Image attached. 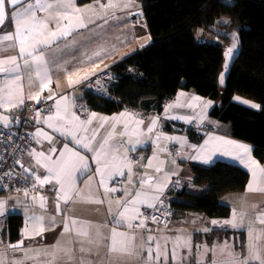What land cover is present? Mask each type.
I'll return each instance as SVG.
<instances>
[{
	"label": "crops",
	"instance_id": "1",
	"mask_svg": "<svg viewBox=\"0 0 264 264\" xmlns=\"http://www.w3.org/2000/svg\"><path fill=\"white\" fill-rule=\"evenodd\" d=\"M133 15L136 16V12ZM49 24L50 28L56 29L55 24ZM54 29L52 30L59 35L61 29ZM13 32L12 21L10 20L0 31V34H13ZM71 36L73 35H66L64 39L56 41L45 49L44 55L50 71V83L44 89L39 85L35 72L31 73V83H29V73L23 67V57L19 55L18 39L0 43V61H5V63L0 64V67H13L12 63L8 61L9 58L16 57V63L21 65L22 73L19 81L12 79L15 76L14 73H0V97L6 95L7 90L11 88L14 101L11 105L6 104L0 107V117H6V119H0V126L11 129L18 128L25 106L30 103H37L29 97L39 94L42 100L46 99L49 92L56 98V101H59L60 97H67L64 103H67L69 110L78 116L76 107L78 103L87 102L84 98L88 92L89 80L97 74L110 70L112 66L107 61L105 65L93 67L94 62L91 59L82 58L85 55L82 51L85 45L72 40ZM149 36H146L145 32L137 30L136 39L142 37V43L136 46L135 53L150 46L152 40ZM89 65L91 66L88 68ZM69 73L72 74L73 83L71 85L68 81ZM20 98L24 99L22 108L18 106ZM214 105L215 103L211 100L189 91L180 90L174 99L164 103L161 113H147L133 108H126L110 115L92 111L88 119L91 123L79 126L75 134L93 149L104 144L106 140L108 145H120L122 141L128 139L122 135L125 132V127L135 128L136 120L143 121L139 125L140 130L144 133L140 137V144L135 151L128 152L129 156L133 152L142 153L139 165L130 166V174L127 167L123 169L125 177L128 178L105 177V183L101 184L99 182L101 178L95 170L96 165L92 159L96 152H88L86 149L80 148L79 145L69 144V147H75L81 154L89 157L90 171L88 174L79 172L75 174V184L71 189H65V193L70 197L67 203L65 202V194L59 191L60 186L54 179L50 183L43 184L51 189L47 205H44L43 199L36 194L8 193L1 197L0 225L3 226V229L0 232V238L5 240L2 233L10 216L21 215L24 225L20 240L24 243L23 247H29L24 252L11 254L12 258L23 256L26 252L29 257H35L34 260H30L31 263L26 262L27 264H111V261H119V257L125 258L126 255L134 260L138 249L142 252V250L151 248L152 261L155 264L157 261L154 255L159 251L161 243H165L171 238L176 239L182 232H186L187 235L191 233L195 246L200 226L208 225V229L202 231V235L206 233V237H208L214 228L220 229L212 221L223 223L228 219L207 220V217L201 213H188L180 220H170L167 225L153 221L144 222L146 228L125 227L123 223L117 224L114 221L118 218L124 203L132 199L133 194L137 191L141 192L142 200L147 197L150 202L155 204L164 200L170 204L172 202H186V199L178 198L170 193L175 187L178 190L185 189L194 195L204 194L210 187L195 184L196 176L193 168L194 166L208 168L217 161L239 166L248 171L250 175L249 183L244 192L230 194L223 198V203L231 207L230 218L233 213H236L237 207L245 209L247 206L251 208L256 202H259L257 215L260 216L264 211V191H249L248 186L251 184L253 188L264 189V177H261L259 170L255 169L252 161L261 167L263 166L255 159L252 145L217 131L220 123L210 116ZM251 108L259 110L260 106ZM93 113L95 117L92 116ZM129 113L132 114V119L129 118ZM51 114L54 115V113ZM46 117L42 118L41 122L33 128L35 134L37 132L43 134L35 135L33 149L26 152L24 156L25 164L30 166L40 179H44L47 170L43 166L42 158L41 163L37 164L36 154L40 152L45 153V155L48 154L51 145L47 137H52V145H55L58 150L62 144L67 142L59 132L48 127ZM113 118L116 119L113 120ZM79 120L83 121L81 118ZM153 120L156 121V124L154 131L149 134L147 128ZM17 121L19 122L17 123ZM168 125L172 131L165 130ZM191 125H196L199 128L198 134L203 135L199 143L192 142L188 136H184L178 131L179 127ZM225 141L233 143L227 144ZM135 142L136 137L132 136V143L126 147L131 148ZM235 145H244L249 149V152L245 153L243 149H238ZM172 146H176L178 154H172ZM29 152L32 155H29ZM124 153L125 147H121L120 155L123 156ZM238 157H244V159L241 160ZM55 158L54 155L53 159ZM254 170L255 179L253 177ZM139 180L150 181V183H144L141 186L137 182ZM159 187H162L163 190L159 191ZM105 188H116L117 191H105ZM153 197H158V199H151ZM145 207L144 203L136 205L140 212ZM128 215L133 218L124 223H132L133 225L140 223V217H136L134 211L130 210ZM66 226L67 231L65 230ZM113 229L117 233H124L129 238L135 237L134 244H128L127 252H110ZM146 229L151 231H146ZM78 232L86 234H78ZM149 235L154 238L152 242L146 240ZM122 240L124 237H116L117 248L121 247ZM6 242L10 244L8 241ZM137 258L140 257L137 256ZM142 258V261L146 263V252ZM152 261L150 259V262ZM125 262L129 261L122 260V264H126ZM131 262L129 264H132Z\"/></svg>",
	"mask_w": 264,
	"mask_h": 264
},
{
	"label": "trees",
	"instance_id": "2",
	"mask_svg": "<svg viewBox=\"0 0 264 264\" xmlns=\"http://www.w3.org/2000/svg\"><path fill=\"white\" fill-rule=\"evenodd\" d=\"M93 1L78 0L81 5ZM138 1L152 40L150 46L110 68V99L87 92L85 101L105 115L126 108L161 113L164 103L180 90L195 93L215 103L210 116L220 123L217 131L252 145L255 159L264 167V0ZM224 20L229 23L224 24ZM231 33L237 34L238 43L226 67L223 88L219 78L225 70V51L232 44ZM237 96L258 104L260 109L236 102ZM165 130L172 128L168 125ZM188 137L199 143L203 135L189 132ZM193 171L195 184L210 189L194 195L173 188L170 193L186 202L170 204L172 219L180 220L188 213L229 219L232 210L223 198L246 190L248 171L222 161L208 168L194 166ZM7 194L0 193V198ZM23 225L21 215L10 216L3 238L10 244L17 243ZM237 233L213 229L207 238L228 239ZM241 233L244 239L245 233Z\"/></svg>",
	"mask_w": 264,
	"mask_h": 264
},
{
	"label": "snow or ice",
	"instance_id": "3",
	"mask_svg": "<svg viewBox=\"0 0 264 264\" xmlns=\"http://www.w3.org/2000/svg\"><path fill=\"white\" fill-rule=\"evenodd\" d=\"M8 5H11V12L9 13V19L12 21L14 32L13 34L3 33L0 34V43L4 41H15L18 39L19 43V55L23 57V67L29 73V83H31V73L35 72L38 77L39 85L42 89L47 88L50 83V71L48 68V62L45 58L44 52L45 49L50 47L56 41L64 39L66 35H71L73 31H76L75 28H71V21L68 19V11L71 8V4H63L61 3L60 7L63 8V11L59 13L57 17H53L51 15L50 10L54 8L52 3L43 2V0H34V2H29V0H0V27L3 26L5 21L6 13L8 12ZM101 8L115 7L114 3L110 2L107 4L98 5ZM48 11L49 16L47 18H41L37 16V12ZM65 21L69 26V30L67 33L61 31L59 35L56 31H52L48 25L49 23H53L57 26H60ZM224 24H228L229 21H222ZM81 25V27H87L82 21H77ZM217 23H220L219 21ZM227 35V34H226ZM232 44L225 51V57L228 60L232 59L233 52L237 46V34L231 33ZM199 37V33H198ZM219 43V41H216ZM16 57L9 58L10 63H12L13 67L11 68H3L0 67V73H9L15 74L12 77L13 80L19 81L21 80V65L16 63ZM5 63V61H0V64ZM227 67V65H225ZM59 68V66H58ZM79 71V70H77ZM68 81L71 85L72 74H68ZM223 82V76H221V83ZM29 99L35 100L37 104L41 103L40 95H32ZM46 100H53L55 103V107L49 106L47 111L49 113H54V115L50 114L46 117V122L48 123V127L52 128L55 132H59L61 136L67 141L66 143L61 145V148L58 150L55 145H52V137L48 136L47 139L50 143V148L48 150V154L40 152L37 153V164L41 163V158L43 160V166L47 170V175L44 179H40L39 176H36V179L39 180L40 184L43 185L45 183H50L53 179L60 186L59 191L65 194V202L67 203L69 196L65 193V189H71L75 184V174L77 172L81 174H88L90 171L89 165V157L87 155L81 154L75 147H69V144L79 145L80 148L86 149L88 152H96V155L92 157L96 165V172L100 176V183H105V177L108 178H117V177H125L124 168H128L129 174L131 173L130 165L132 161L128 155V152L135 151L136 148L140 144V137L144 135V133L140 130L139 125L143 122L142 120H136L135 128L125 127V132L122 134L124 137H127V140L122 141L120 145H108L107 140L104 144L98 146V148L93 149L88 143H85L83 139L78 137L75 133L78 130L79 126H82L85 123H91L88 121H80L79 117L75 115V113L69 110V105L64 103L67 100V97H60L59 101H56V98L49 92V95L46 97ZM12 99V89L9 88L7 90V94L0 97V107L4 105L13 104ZM24 104V99L20 98L18 100V106L22 108ZM252 107H259L258 105L253 104ZM40 111L43 109H38L36 112L37 120L36 123H40L39 115ZM81 111H84L81 108ZM123 115V114H122ZM95 117V114H92ZM129 118L132 119L133 116L131 113L128 114ZM0 119H6V117H0ZM116 118H113L115 120ZM19 121H17L18 123ZM156 121L153 120L152 124L147 128V133H152L154 131ZM43 133L37 132L35 135H42ZM132 136L136 137V142L131 148H127L126 145L132 143ZM215 139V138H214ZM227 144H232L231 141H225ZM106 145H108L106 147ZM121 147H125V153L123 156L120 155ZM238 149H243L245 153L249 152V149L244 145H235ZM29 155H32L29 152ZM56 156L53 159V156ZM243 160L244 157H238ZM252 164L255 165V169H258L261 177H264V167L258 165L255 161H252ZM150 166V165H149ZM33 175H35L34 170ZM254 179L256 178L255 170L253 172ZM128 178V177H125ZM141 186L144 183H150V181L139 180L137 181ZM55 190V188H54ZM159 191H162V187L158 188ZM249 191H264V189L253 188L250 184L248 186ZM105 191H117L116 188L107 189ZM141 192L137 191L133 194V198L126 201L123 205L122 210L120 211L118 218L115 219V223L124 224L125 227H144L145 221L151 219L153 222H157V217L155 215H144L141 213L136 205L138 203H144L147 209L156 208V204L150 202V199L145 197L143 200L141 199ZM151 199H158V197H153ZM0 207H2V203H0ZM131 211L135 212L136 217H143L140 220L138 225H133L132 223H124L125 221L131 220L133 217L129 216L128 213ZM260 222L264 224V213L259 216ZM75 223V221H73ZM213 224H219L218 221H212ZM224 225L230 226L232 228L242 227L243 225L238 223L236 218V214L233 213V218L230 220H226L223 222ZM67 231V226L65 227ZM207 230V229H205ZM249 232V236H251V229H247ZM146 231H151L146 229ZM78 234H86L82 232H78ZM121 236L124 237V240L121 241V247H116V237ZM112 244L110 246V252H127L128 244H134L135 237H127L124 233H117L115 229L112 230L111 236ZM146 240L148 242H152L154 238L152 236H147ZM226 246V245H225ZM11 248L16 249L19 245H10ZM83 251V249H81ZM144 252L147 253V258L152 259L153 254L151 248L146 250H142V255ZM173 257H175V251L173 250ZM155 260H160V252L157 251ZM0 264H3V260L0 259ZM215 264V261L212 262ZM231 264H264V258H262L259 251H252V245L246 244L245 250L240 254V258L238 260H233Z\"/></svg>",
	"mask_w": 264,
	"mask_h": 264
},
{
	"label": "rangeland",
	"instance_id": "4",
	"mask_svg": "<svg viewBox=\"0 0 264 264\" xmlns=\"http://www.w3.org/2000/svg\"><path fill=\"white\" fill-rule=\"evenodd\" d=\"M29 2H34V0ZM43 2L54 5V8L50 10L53 17H57L63 11V8L60 7L61 3L71 4V8L68 11V19L71 21L70 27L75 28L76 31L72 32L71 35L73 36L70 38L85 45L82 50L85 55L82 58L91 59L94 62V64L92 63L93 67L101 64L105 65L107 61L113 66L128 57V55L135 53L136 46L142 43V37L136 39L138 29L145 32L146 36H149L144 21L141 20L135 25L132 24L135 19L133 14L142 9V3L138 0H111L116 6L106 9L98 5L107 4L110 0H96L85 5L79 4L78 0H43ZM37 16L47 18L49 12H37ZM77 21H82L87 27H81ZM48 27L50 28V24ZM54 30L67 33L69 30L67 21L60 26L56 25ZM200 34H202V31L199 32ZM90 66L87 67L89 68ZM234 100L251 107L253 104L258 105L238 96ZM258 203H254L251 208L247 206L245 209L237 207L235 214L238 223L243 225L242 227L232 228L223 223L214 224L217 228L238 232L236 235L227 240L221 238H216L214 241L208 240L206 233L202 235V231L208 229V225L204 224L200 226L197 232L198 240L194 238L196 241L195 246L193 245L191 233L187 235L186 232H182L176 239L171 238L166 240L165 243L162 242L159 249L160 260L155 264H212L213 261H215V264H231L233 260L240 258V254L244 252L246 244H251L252 251H259L262 258H264V224L260 222L257 215ZM232 218L233 216L230 219ZM207 220L213 219L207 217ZM2 229L3 226L0 225V232ZM247 229H251V236H249ZM241 232L245 233L244 239ZM200 234L202 236L201 239ZM28 249L29 247L26 246L12 249L10 244L0 238V259L3 260V264L31 263L30 260H34L35 257H29L26 252L23 256L15 258L11 256L13 253L24 252ZM173 250L175 251V257H173ZM141 253L138 249L137 255L133 258L134 260L126 255L125 258L123 256L119 257V261H111V264H122V260L133 261L134 263L131 262L132 264H153V258L151 259L152 262L147 258V262L144 263ZM137 256L140 258H137ZM154 256H156V253ZM129 262L125 263L129 264Z\"/></svg>",
	"mask_w": 264,
	"mask_h": 264
},
{
	"label": "built area",
	"instance_id": "5",
	"mask_svg": "<svg viewBox=\"0 0 264 264\" xmlns=\"http://www.w3.org/2000/svg\"><path fill=\"white\" fill-rule=\"evenodd\" d=\"M142 15L135 16L132 24H136L142 20ZM113 79L110 70L95 75L87 84V91L95 96L103 99H110L108 86ZM175 98V97H174ZM173 98V99H174ZM169 101V100H167ZM55 107L53 100L42 99L40 104L30 103L24 108L20 118L18 128H4L0 126V193H23L36 194L43 199L44 205L48 204V197L51 189L48 186L41 185L36 179L37 174L33 175V169L25 164V153L32 150L35 143V133L33 128L36 123V112L40 111L39 120L50 115L47 111L49 106ZM81 108L84 111H81ZM94 111L91 104L87 102L78 103L76 113L83 121H88L91 112ZM196 125L179 127L178 131L184 136H188L189 132H198ZM172 154H178L176 146L171 147ZM132 164L137 166L142 158L141 152H133L130 156ZM35 172V171H34ZM156 208L142 209L144 215H155L158 224L167 225L172 220L171 205L167 201H161L156 204ZM143 219L140 217L139 220ZM152 221L151 219L146 220Z\"/></svg>",
	"mask_w": 264,
	"mask_h": 264
},
{
	"label": "water",
	"instance_id": "6",
	"mask_svg": "<svg viewBox=\"0 0 264 264\" xmlns=\"http://www.w3.org/2000/svg\"><path fill=\"white\" fill-rule=\"evenodd\" d=\"M30 1V0H29ZM8 7V12L6 13V16H5V21H4V23H3V26L2 27H0V31L7 25V23L10 21V19H9V13L11 12V5H8L7 6ZM136 14L137 15H140L141 14V11H138V12H136ZM232 58H233V55H232ZM232 60V59H231ZM231 60H228V59H226V61H225V65H229L230 63H231ZM227 74H228V70L226 69V67H225V70L222 72V74L220 75V78H219V81H220V85H221V87H225V81H226V77H227ZM221 76H223V82L221 83ZM12 245H19V247L18 248H21V247H23V245H24V243H23V241H18L17 243H15V244H12ZM13 249V248H12Z\"/></svg>",
	"mask_w": 264,
	"mask_h": 264
},
{
	"label": "clouds",
	"instance_id": "7",
	"mask_svg": "<svg viewBox=\"0 0 264 264\" xmlns=\"http://www.w3.org/2000/svg\"><path fill=\"white\" fill-rule=\"evenodd\" d=\"M140 15H142V14H140ZM137 16V15H136Z\"/></svg>",
	"mask_w": 264,
	"mask_h": 264
}]
</instances>
